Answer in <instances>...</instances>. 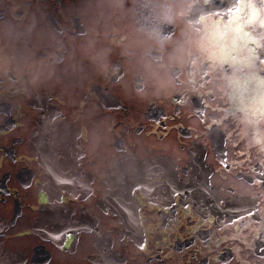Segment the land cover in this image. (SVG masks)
I'll list each match as a JSON object with an SVG mask.
<instances>
[{
  "label": "flooded vegetation",
  "instance_id": "obj_1",
  "mask_svg": "<svg viewBox=\"0 0 264 264\" xmlns=\"http://www.w3.org/2000/svg\"><path fill=\"white\" fill-rule=\"evenodd\" d=\"M86 2L15 0L18 15L65 30L81 60ZM111 59L110 79L83 60L82 80L61 71L54 86L0 84V252L20 249V264H264V151L212 77L157 90L118 51ZM40 109L39 156L29 134Z\"/></svg>",
  "mask_w": 264,
  "mask_h": 264
},
{
  "label": "clouds",
  "instance_id": "obj_2",
  "mask_svg": "<svg viewBox=\"0 0 264 264\" xmlns=\"http://www.w3.org/2000/svg\"><path fill=\"white\" fill-rule=\"evenodd\" d=\"M209 2L219 8L199 11V4ZM20 7L0 0L10 17L0 15V84L19 90L27 77L35 87L54 86L61 71L82 80L83 60L94 74L110 79L119 72L111 59L117 51L134 75L157 90L175 87L180 75L191 87L202 70L237 113L250 145L264 151V0H87L78 12L82 60L65 47V30L41 26L43 13L37 18L25 8L18 15ZM41 48L54 49L51 60L37 58ZM66 61L64 69L58 67Z\"/></svg>",
  "mask_w": 264,
  "mask_h": 264
},
{
  "label": "water",
  "instance_id": "obj_3",
  "mask_svg": "<svg viewBox=\"0 0 264 264\" xmlns=\"http://www.w3.org/2000/svg\"><path fill=\"white\" fill-rule=\"evenodd\" d=\"M36 119H37V123L33 127L32 132L30 134V146H32L34 151L40 155V153H41L40 149L42 148L41 139H44L43 138L44 129H42L43 121H44V115H43L42 110H40L37 113ZM4 252L8 254L9 259L8 260H1L0 264H20L21 263V261L23 259V255L20 253V251H15V252L4 251Z\"/></svg>",
  "mask_w": 264,
  "mask_h": 264
},
{
  "label": "rangeland",
  "instance_id": "obj_4",
  "mask_svg": "<svg viewBox=\"0 0 264 264\" xmlns=\"http://www.w3.org/2000/svg\"><path fill=\"white\" fill-rule=\"evenodd\" d=\"M144 101L145 100H143L142 98H140V99H138L136 101V104L139 105V106L144 105ZM41 146H43V140L42 139H41Z\"/></svg>",
  "mask_w": 264,
  "mask_h": 264
},
{
  "label": "bare ground",
  "instance_id": "obj_5",
  "mask_svg": "<svg viewBox=\"0 0 264 264\" xmlns=\"http://www.w3.org/2000/svg\"><path fill=\"white\" fill-rule=\"evenodd\" d=\"M8 259H9V256L7 254L0 252V260H8Z\"/></svg>",
  "mask_w": 264,
  "mask_h": 264
}]
</instances>
